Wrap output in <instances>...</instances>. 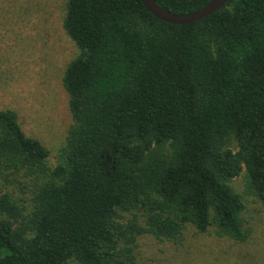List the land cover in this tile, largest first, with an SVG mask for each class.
<instances>
[{
	"label": "trees",
	"instance_id": "trees-1",
	"mask_svg": "<svg viewBox=\"0 0 264 264\" xmlns=\"http://www.w3.org/2000/svg\"><path fill=\"white\" fill-rule=\"evenodd\" d=\"M192 13L209 0H154ZM76 57L62 84L72 124L49 151L0 110V264H135L143 235L186 228L245 242L232 181L264 204V0H230L189 25L140 0H68ZM16 183V184H17Z\"/></svg>",
	"mask_w": 264,
	"mask_h": 264
},
{
	"label": "rangeland",
	"instance_id": "rangeland-1",
	"mask_svg": "<svg viewBox=\"0 0 264 264\" xmlns=\"http://www.w3.org/2000/svg\"><path fill=\"white\" fill-rule=\"evenodd\" d=\"M67 1L0 0V110L16 114L25 136L49 151L51 167L72 124L62 78L78 50L63 29ZM15 179L20 183L0 180V195L13 192L27 203L31 187L22 192L25 180ZM231 184L242 196L251 230L245 242L192 227L179 244L143 235L135 264H264V204L245 194L243 174Z\"/></svg>",
	"mask_w": 264,
	"mask_h": 264
},
{
	"label": "water",
	"instance_id": "water-1",
	"mask_svg": "<svg viewBox=\"0 0 264 264\" xmlns=\"http://www.w3.org/2000/svg\"><path fill=\"white\" fill-rule=\"evenodd\" d=\"M230 0H209L208 3L199 10L187 14L172 13L158 4L154 0H140L144 8L157 20L172 25H189L207 18L224 7Z\"/></svg>",
	"mask_w": 264,
	"mask_h": 264
}]
</instances>
